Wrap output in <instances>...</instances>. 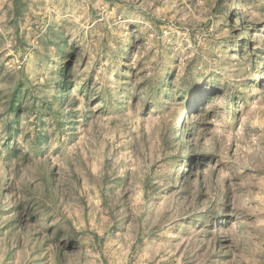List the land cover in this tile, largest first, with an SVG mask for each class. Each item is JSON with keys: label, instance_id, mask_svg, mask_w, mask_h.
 <instances>
[{"label": "rangeland", "instance_id": "374dc122", "mask_svg": "<svg viewBox=\"0 0 264 264\" xmlns=\"http://www.w3.org/2000/svg\"><path fill=\"white\" fill-rule=\"evenodd\" d=\"M0 264H264V0H0Z\"/></svg>", "mask_w": 264, "mask_h": 264}, {"label": "trees", "instance_id": "16d2710c", "mask_svg": "<svg viewBox=\"0 0 264 264\" xmlns=\"http://www.w3.org/2000/svg\"><path fill=\"white\" fill-rule=\"evenodd\" d=\"M232 1H234V0H232ZM234 23H235V21L233 20V19H229V21H228V24L229 25H234ZM64 73V75H66V77L65 78H67L66 80H65V85H64V87H62V89H61V91L59 92V87H56V90H55V96H56V100H57V102L59 103V102H61V101H63L64 99H65V97L66 98H68V94H69V92H68V90H69V87H70V85H71V81H70V78H69V75H68V72H70V67H68L67 69H65V71H63ZM130 81H131V79H130ZM171 94L172 93H169L168 95H167V97H171ZM60 95H61V97H60ZM173 95V94H172ZM167 97H165V98H167ZM189 107V106H188ZM188 107L186 106L184 109H183V112H185L187 109H188ZM198 108H201V105H199V107ZM179 121H180V123H183V119H182V116H179ZM176 130H177V132H178V134H179V138H178V142L180 143V140L181 139H183L185 136L187 137V135H189L188 134V131L187 130H185L183 127H176ZM183 143H182V147H183ZM184 149H185V146H184ZM185 156L188 158V159H190V160H193L194 158H196L197 156H198V154L197 153H195V150H190V151H187L186 150V153H185ZM193 168H194V166L193 165H191V167L189 168V170L188 171H186V173H184V176H185V174L187 175L188 173H190L192 170H193Z\"/></svg>", "mask_w": 264, "mask_h": 264}]
</instances>
